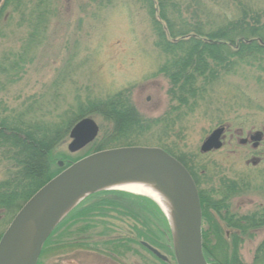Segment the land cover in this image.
Segmentation results:
<instances>
[{"label": "rangeland", "instance_id": "rangeland-1", "mask_svg": "<svg viewBox=\"0 0 264 264\" xmlns=\"http://www.w3.org/2000/svg\"><path fill=\"white\" fill-rule=\"evenodd\" d=\"M204 1L210 20L220 15L225 24L238 20L242 7L258 14L264 12V0H239L240 9L232 0ZM15 3L10 1L0 14V67L17 71L10 72L16 74L13 79L11 74L0 75V86H4L0 87V101L8 107L7 115L13 117L11 113L23 112L34 102L35 114L28 118L42 117L40 121L45 122L65 111L76 112L88 102H102L123 93L143 120L154 121L166 115L168 121L165 125H151L147 132L132 137L136 146L158 147V142L187 156L204 192L215 189L219 178L237 181L241 192L233 196L227 193L229 213L235 218L251 219L260 205L264 206V144L257 151L249 144H238L246 134L264 128V62H239L233 74L223 76L194 112L181 110L167 115L171 106L166 94L169 85L157 74L166 57L154 45L156 36L144 0H44L40 4L37 0H20L18 7ZM185 13L183 9L181 14L190 19ZM260 21L264 22V17ZM88 118L99 128L94 141L97 143L111 125L98 115ZM217 128H224L221 148L201 154V144ZM68 142L67 138L55 154L72 160L89 153L90 145L69 154ZM253 158H262L261 164L253 166ZM56 162L64 163L66 159ZM5 169L1 164L0 182L6 178ZM209 196L218 199L216 195ZM10 221L0 216V233ZM221 225L223 233L234 232L224 223ZM243 237L253 239L247 234ZM263 237L264 233L260 239ZM230 244L219 243L212 255L214 264H232L230 256L236 250ZM133 249L135 253L128 254L124 264H136L141 259L143 264H160L139 246L133 245ZM244 249L250 264L253 246L245 244ZM64 252L60 256L49 250L41 264H56L58 260L110 264L95 252ZM159 253L166 258V264H175L164 251Z\"/></svg>", "mask_w": 264, "mask_h": 264}, {"label": "trees", "instance_id": "trees-1", "mask_svg": "<svg viewBox=\"0 0 264 264\" xmlns=\"http://www.w3.org/2000/svg\"><path fill=\"white\" fill-rule=\"evenodd\" d=\"M10 1L16 2L17 7L20 4V0H4L0 14ZM37 1L40 4L44 0ZM144 1L156 36L154 45L166 57L157 74L166 78L169 85L166 94L171 106L167 115L181 110L194 112L223 76L233 74L239 62H264V22L260 21L264 12H252L251 8L242 7L239 0H232L238 2L242 11L240 9L238 20L225 24L220 15L210 20L211 13L204 0H188L186 3L183 0ZM183 9L190 19L181 14ZM10 72L17 71L0 67V75H9ZM15 73L11 74L12 79ZM0 87L4 88L3 85ZM33 104L23 112L11 113V117L6 114L8 107L0 101V166L4 164L6 168V178L0 182V216L6 220H11L39 188L71 163L89 153L136 146L132 137L147 132L151 125L168 123L166 115L154 121L143 120L123 93L102 102H88L85 106L80 105L76 112L65 111L45 122L40 121L42 117L28 118L29 114H35ZM94 115L110 124L111 130L90 145L89 153L72 160L55 154L67 139L71 127L80 119ZM156 145L181 163L195 182L202 215V251L204 257L211 258L214 264L209 245L211 239L214 240L213 249L217 250L225 238L221 223L234 232L240 229L238 221H234L235 217L229 213L227 193L237 195L242 187L237 181L219 178L215 180V189L204 192L200 190L201 183L187 156L177 154L174 148L158 145V142ZM60 158L66 159L62 169L56 162ZM200 170L204 172L202 168ZM209 194L218 199L212 200ZM252 218L244 220L252 224ZM231 238L238 236L234 233ZM141 243L164 251L173 259L168 223L156 204L123 192H98L83 199L58 224L44 243L37 264H41V258L49 250L60 253V256L67 249L124 255L135 253L133 245H137L153 256ZM230 262L236 264L233 255ZM56 264H60V260Z\"/></svg>", "mask_w": 264, "mask_h": 264}, {"label": "water", "instance_id": "water-1", "mask_svg": "<svg viewBox=\"0 0 264 264\" xmlns=\"http://www.w3.org/2000/svg\"><path fill=\"white\" fill-rule=\"evenodd\" d=\"M99 128L82 118L68 133L70 154L91 144ZM224 129L213 130L200 153L219 150ZM63 164L58 162V167ZM126 184H153L169 201L166 216L176 264H207L202 253L201 209L196 186L175 158L157 147H119L88 155L39 188L15 214L0 237V264H37L42 247L65 216L84 198ZM157 258H164L148 248Z\"/></svg>", "mask_w": 264, "mask_h": 264}, {"label": "flooded vegetation", "instance_id": "flooded-vegetation-1", "mask_svg": "<svg viewBox=\"0 0 264 264\" xmlns=\"http://www.w3.org/2000/svg\"><path fill=\"white\" fill-rule=\"evenodd\" d=\"M254 133H259V135H257L253 141H247L243 145L246 146L247 144H249L250 146H252V149L254 151H257L264 144V128H261V130L252 132V135ZM237 134L239 136H242V132L240 131H238ZM250 135L251 133L246 134V139H249ZM241 139L238 140V143L239 141H241ZM261 162H262V158H253L252 160V164L255 167L259 166ZM235 219L238 221L237 224L240 229H238L237 232H232V233L226 232L225 233L226 238L222 240V242H227V243L230 242L231 243L230 245L232 247L234 246L235 248L234 250H236V254H232V255L235 260V263L236 264H249L245 259V255L243 254V251L245 252V249H244L245 244L248 245L249 243H251V245L253 246V250H252L253 257L251 258L250 264H264V237L260 239L261 235L264 233V206L260 205L256 214L255 213L253 214L252 219L254 220V223L252 224L245 222L244 220L245 218L238 217ZM243 228H245L244 231H243ZM234 233L237 234L238 238L236 239L231 238V236ZM245 234H247L248 236L250 235L253 236V239L252 240L244 239L243 236ZM214 243L215 241L211 239L210 245H209V253L211 257L213 255L212 247L213 245H215ZM108 250H112V249L108 247ZM95 254L101 258L106 259L110 264H124L125 257L128 254L130 255L131 253L124 254V255H116L114 253H110L109 251L106 253H100V252L95 251ZM155 259L158 260L160 264H166V261H162L157 258ZM140 261L136 262V264H143L142 259ZM60 264H75V263L70 262V261L68 262L66 261L63 263V261L60 260ZM209 264H212L211 258H209Z\"/></svg>", "mask_w": 264, "mask_h": 264}, {"label": "bare ground", "instance_id": "bare-ground-1", "mask_svg": "<svg viewBox=\"0 0 264 264\" xmlns=\"http://www.w3.org/2000/svg\"><path fill=\"white\" fill-rule=\"evenodd\" d=\"M113 188L131 194L145 196L159 204L167 216H171L172 208L169 201L157 190L153 184H126Z\"/></svg>", "mask_w": 264, "mask_h": 264}]
</instances>
